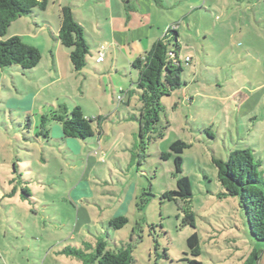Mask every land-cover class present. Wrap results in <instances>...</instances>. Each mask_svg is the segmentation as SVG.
Listing matches in <instances>:
<instances>
[{
    "label": "rangeland",
    "instance_id": "1",
    "mask_svg": "<svg viewBox=\"0 0 264 264\" xmlns=\"http://www.w3.org/2000/svg\"><path fill=\"white\" fill-rule=\"evenodd\" d=\"M63 6H72L90 46L80 73L55 40ZM37 13L3 37H21L41 59L29 73L0 68V264H84L64 250L86 252L97 238L112 250L131 245L133 264H242L253 249L264 264V244L251 240L236 198H218L211 163L250 149L264 176V0H49ZM169 27L179 34L186 85L162 97L160 121L141 140L138 95L119 89L136 90L131 52ZM102 45L109 52L97 63ZM75 105L102 117L99 133L72 139L78 150L55 122L49 139L35 135L40 117ZM177 140L190 145L181 157L192 199L163 198L177 177L173 157L161 156ZM188 212L194 227L182 225ZM121 216L122 229L108 227ZM194 233L199 257L187 254Z\"/></svg>",
    "mask_w": 264,
    "mask_h": 264
},
{
    "label": "trees",
    "instance_id": "2",
    "mask_svg": "<svg viewBox=\"0 0 264 264\" xmlns=\"http://www.w3.org/2000/svg\"><path fill=\"white\" fill-rule=\"evenodd\" d=\"M49 0H0V68L18 66L23 73H29L37 67L41 59L40 52L27 44L21 37L13 36L3 40L10 25L18 18H33L44 12ZM59 29L56 40L63 47L70 50L69 61L72 71L80 73L88 66L87 56L90 46L85 40V29L75 19L72 6H63L59 15ZM47 24V23H46ZM175 27H169L151 47L140 57H137L132 66L138 72L135 82L136 90L126 91L128 96L137 94L141 102L139 116V138L144 133L156 129L160 121V101L164 96H170L174 91L185 86L182 81L183 69L179 59L180 41ZM187 59V58H186ZM190 59L186 60L189 62ZM130 103V100L127 101ZM134 119V116L128 118ZM102 117L86 118L80 106L75 105L71 112L65 107L50 110L49 115L39 118V126L35 135L50 137L49 123L55 122L61 129L64 138L76 139L83 142L92 138L96 131L99 133ZM94 122L97 127L94 128ZM189 144L177 140L169 146L170 153L162 154V159L173 157L176 189L164 194V199L180 198L192 199L193 192L189 179L182 174L183 159L181 155L189 148ZM211 163L216 170V178L220 185L218 198H236L238 208L243 215L248 228L249 236L259 246L264 244V176L259 171L250 149H235L229 152L227 159L222 160L212 156ZM17 171L18 164L14 163ZM25 193V192H24ZM194 214L188 212L183 220V226L194 227ZM127 219L123 216L108 221L109 228L117 231L122 229ZM106 235H108L106 233ZM188 255L199 257V238L194 233L187 239ZM117 247V246H116ZM82 249L64 250L78 257L84 264H133L131 245L111 249L102 238H97L95 244ZM261 250L253 249L242 264H257ZM187 264H202L194 258L187 260Z\"/></svg>",
    "mask_w": 264,
    "mask_h": 264
},
{
    "label": "crops",
    "instance_id": "3",
    "mask_svg": "<svg viewBox=\"0 0 264 264\" xmlns=\"http://www.w3.org/2000/svg\"><path fill=\"white\" fill-rule=\"evenodd\" d=\"M47 23V24H46ZM44 26L45 27H47V30H49L50 31V29H51V25L48 23V22H46V21H44ZM113 26H114V22L112 21V28H113ZM169 26V25H168ZM167 26V27H168ZM59 29V28H58ZM165 31V30H164ZM163 31V32H164ZM57 34H58V31H57ZM160 34H159V32H152L151 34H149L148 35V38H146V39H144L145 41H141V44L143 45V47H142V52H140V50L139 51H137L136 50V52H134V51H132L131 53H132V55H135L136 57H140V56H142L150 47H151V45L155 42V41H157L159 38H161V36H159ZM57 36V35H56ZM56 40V39H55ZM57 41V40H56ZM58 42V41H57ZM118 48L119 46H118V44H116V46H114V45H111L110 47H108L109 48V50H112V49H114V48ZM108 48H107V50H108ZM106 50V46H105V51H107ZM109 50H108V52H109ZM105 60V59H104ZM70 62V61H69ZM104 62V61H103ZM57 69V68H56ZM120 90V92H126V91H130V90H132V89H124V88H120L119 89ZM62 134V133H61ZM63 139H65V140H67L68 141V143H70V145L68 144V146L70 147V148H73V150H78V145H74L72 142H73V140L72 139H67V138H64L63 137Z\"/></svg>",
    "mask_w": 264,
    "mask_h": 264
},
{
    "label": "built area",
    "instance_id": "4",
    "mask_svg": "<svg viewBox=\"0 0 264 264\" xmlns=\"http://www.w3.org/2000/svg\"><path fill=\"white\" fill-rule=\"evenodd\" d=\"M104 51H105V46H101L100 49H99V53H98V57H97V63H102L105 59V54H104ZM188 60V58L186 59ZM120 100V98H118Z\"/></svg>",
    "mask_w": 264,
    "mask_h": 264
}]
</instances>
